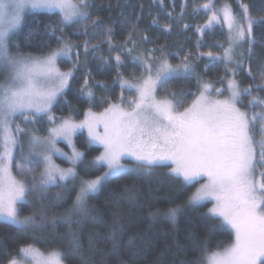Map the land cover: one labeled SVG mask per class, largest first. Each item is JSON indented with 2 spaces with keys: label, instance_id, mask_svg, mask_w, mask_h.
<instances>
[{
  "label": "snow or ice",
  "instance_id": "snow-or-ice-1",
  "mask_svg": "<svg viewBox=\"0 0 264 264\" xmlns=\"http://www.w3.org/2000/svg\"><path fill=\"white\" fill-rule=\"evenodd\" d=\"M114 7H120L119 0L114 5H97L95 0H0V221L14 226L18 235L35 242L20 245L19 259L5 249L2 255L10 257L7 264H65L69 257L77 259L79 264H109L105 256H116L115 264H139L156 244L135 236L125 243L121 214L113 211L108 222L102 215L94 214L89 200L125 176L152 177L160 167L168 168L160 179L177 182V191L188 195L183 204L163 210L157 208L149 213L150 217L162 216L175 226L185 209L212 203L202 213L209 233L228 229L234 238L222 251L209 253L207 242L201 243L189 233L186 239L194 240L191 249L176 240V251L165 245L154 264H264V99L259 96L264 92V38H258L255 33L256 27H264V16L255 18L251 6L242 0H238V11L227 2L217 8L215 0H205L193 9L194 14L202 10L207 15L206 22L197 26V32L202 38L219 28L224 40L213 47L221 51L198 52L195 56L186 53L180 57L161 45L131 55L140 44L150 42L147 36L139 41L135 39L142 14L121 11L120 23L128 32L116 44L114 28L99 16H93L94 11ZM186 7L181 5V17ZM26 10H47L58 17L44 25L42 35L47 39L37 41L35 53L19 51L20 44L13 39ZM152 23L158 24V20L154 18ZM72 25L76 26L74 35L101 37L100 41L92 43L85 39L82 43H73L63 35ZM188 27L184 25L185 29ZM171 28L168 24L162 26L164 32H170ZM57 32L61 34L56 35ZM32 35L30 32L29 37ZM52 38L57 43L55 48L51 46ZM104 45L108 46V58L97 56ZM12 46L16 52L11 51ZM27 46H33L30 39ZM197 46H203L202 39ZM257 46L261 49L259 54ZM116 49L119 52L112 57ZM125 53L130 56L129 63L141 69L139 76L135 72L131 74V80L120 72L125 67L122 59ZM89 57L99 59L105 68H116L113 83L121 88L119 102H112L107 96L97 98L85 79L80 96L89 104H107V107L99 113L89 107L79 122L71 114V105L68 116H55L53 107L65 97L71 80ZM169 57L178 62L173 64ZM204 58L208 60L205 72L223 66L225 75L218 81L222 87L198 75L194 61ZM58 62L71 63L72 67L61 70ZM254 62L256 73L251 67ZM241 72L253 83L242 86L237 79ZM87 75L90 77L91 72ZM192 79H196V91L168 90L163 97L157 95L171 80ZM98 83L107 90L108 85ZM124 91L135 92V96L126 99ZM188 96L193 99L185 107ZM246 97L250 98L247 102ZM64 103H68L66 99ZM252 108L260 111L249 112ZM45 118L49 125L46 134L41 135L39 128L29 127L43 124ZM101 125L102 133L98 130ZM82 129H87L89 145L103 148L90 160L73 141ZM61 141L71 149L70 155L57 147ZM57 155L70 167L57 165L53 161ZM125 159L130 164L123 163ZM101 169L104 171L100 175L92 176ZM201 180L204 182L200 183ZM53 188L61 191L49 200ZM191 188L194 191L189 192ZM73 190L76 195L67 209L68 214L61 215L58 221L69 226L65 234L67 251L52 249L45 255L36 247V243H44L43 236L37 234L57 223V217H50L48 209L58 207ZM123 199L138 203L135 185H125L116 203ZM166 199L172 203L171 197ZM24 206L31 207L26 215H22ZM84 219L107 230L106 234L90 233L87 248L81 234L71 227L82 224ZM101 242L111 244L108 252L99 247ZM187 251H198L199 255L176 259L179 253ZM169 253L171 261L166 259ZM96 256L100 259H95ZM0 264L4 262L0 260Z\"/></svg>",
  "mask_w": 264,
  "mask_h": 264
},
{
  "label": "trees",
  "instance_id": "trees-1",
  "mask_svg": "<svg viewBox=\"0 0 264 264\" xmlns=\"http://www.w3.org/2000/svg\"><path fill=\"white\" fill-rule=\"evenodd\" d=\"M205 0H163V4L160 0H119L120 7H114L112 9L102 8L100 11L93 13V16H99L107 24H110L114 32V43L119 44L127 36L128 29L123 28L120 21L122 19L120 13H134L142 14V19L138 26V31L135 36L136 40H140L142 36H147L149 38V43L140 44L135 52L131 55H136V53L142 52L145 49L158 48L161 45H166V51L171 53H178L180 57H183L186 53H192L195 56L198 52H219L221 49L213 47L217 42H223L224 34L219 28L215 31L207 32L202 38L197 32V26L203 25L207 20V15L204 11H199L198 14L193 13V9L203 4ZM222 2H227L231 4L232 8L238 9V0H215V6H218ZM243 3L249 4L251 14L259 19L264 16V0H242ZM97 5H108L116 4L117 0H95ZM181 5H186V10L181 17ZM171 13V17L167 15ZM135 18V15L132 16ZM158 20V24H153V19ZM57 15L50 13L48 11H32L28 12L19 28H17L13 33V39L20 44L19 51L21 52H37L35 47L37 41L41 39H47L43 36V29L45 24H49L57 20ZM37 21L39 23H37ZM168 24L172 25L170 32H164L162 26ZM184 25H189L187 29ZM75 25H72L65 29L63 35L66 39L71 40L73 43H82L85 39H90L92 43H97L100 41L101 37H84L81 35H74L73 29ZM32 32L33 35L29 37V33ZM255 33L258 38H264V27H256ZM61 33L57 32L56 35ZM31 40L32 47L27 46L28 40ZM203 41V46L198 47V40ZM51 46L55 48L57 46L55 38L51 39ZM131 46V45H129ZM12 52H16L17 49L12 46ZM257 53H261V49L257 46ZM119 52V49L114 50L111 55L114 57ZM97 56H103L105 58L109 57L108 46L104 45L102 50L97 53ZM83 55H81V61H83ZM122 59L125 61V67L120 69L123 73L125 79H132V73L135 72L139 76L141 69L135 64L129 63L130 56L125 53L122 55ZM172 63H177L178 60L174 57H169ZM75 57H73V62ZM197 73L200 77L207 79L211 82H216L220 84L219 78L225 75L223 66L214 67L210 71L205 72V65L208 63L206 58L194 61ZM61 68L72 67L71 63L68 62H58ZM114 64V60H113ZM248 61L245 58V65L247 66ZM253 73L257 71L256 63L251 65ZM91 72L89 77L87 74ZM116 68L113 66L110 69L101 66L99 59H93L89 57L86 64H82L80 70L76 72L75 78L70 82V88L66 91L65 97L61 98L60 103L55 105L52 109V113L57 117L68 116L70 114L69 105L72 108V115L74 119L80 118L83 113L92 107V110H100L105 108L107 104H89L86 99L80 96V88L84 84V80L88 79L90 89L95 93L96 97L107 96L114 102L118 100L121 94V88L119 84H114L113 81L116 77ZM1 79V77H0ZM237 79L241 81L242 86H248L253 83L245 73L241 72ZM98 82H103L108 85L107 90L100 88ZM257 79L256 83H259ZM196 79L190 81L184 80H171L165 86V89L160 90L158 93L166 94L168 90H191L196 91ZM256 94V93H254ZM134 96V92L124 91V97L131 98ZM259 96L264 99V92H260ZM68 103H64V100ZM193 97L188 96L184 106H187ZM250 99L245 98V102ZM249 112H258L259 108L248 109ZM78 113V114H77ZM19 123V119L17 120ZM22 127L24 125H21ZM40 129V134L48 127L47 120L43 124H37L35 126ZM77 149L84 151L86 153V159H92L93 157L99 155L101 149L96 145H89L84 133L78 132L73 137ZM64 149L67 147L64 143H59ZM56 161L62 165H67L68 162L61 157H56ZM81 175H84L81 169H78ZM15 168H13V173L15 174ZM104 169L98 172H94L92 176L100 175ZM168 171L167 167H160L155 169V175L152 177L138 178L135 175L125 176L120 181H115L108 185L98 196L90 198L89 204L94 206V214L102 215L106 221H111V213L113 211H118L121 214V221L125 226L124 242L131 236L144 238L145 240H151L156 247L151 249L139 264H154L159 258L160 251L168 245L171 247L172 251H176L175 241L178 240L180 244L184 245L185 248L191 249L194 240L186 239L189 233L193 234L195 240L201 243L207 242V250L209 253L221 250L227 247L233 239V234L230 230L225 229L221 231H215L209 233L206 223L202 217V213L206 212L211 203H206L202 207L195 209H185L182 214H179L178 223L174 226L170 221L162 218V216L150 217L149 213L153 212L155 209H167L169 207L175 206L177 204H183L187 198L188 193H179L177 191L179 185L177 182L170 181L165 178L163 181L160 179L161 174ZM128 185L131 187L135 185V191L138 193L139 199L138 203L131 204L127 199H123L120 203H116V200L120 198L121 194L124 193V186ZM79 185H77L78 189ZM71 188V184H69ZM57 191H61L59 188H53L49 192V200H51ZM189 192L194 191V188L188 190ZM113 192L116 196H113ZM76 191L73 190L66 195V199L58 207L49 208V216L55 215L57 217V223L50 224L43 233H38L37 235H42L44 238V243H36V247L42 251H50L52 249H61L67 251L68 239L66 237V232L68 230V225L59 223V217L61 215H67V209H69L75 199ZM167 197L172 198V203L169 204ZM39 207V205H36ZM31 211L30 206H24L22 215H26ZM210 223H216L212 221ZM73 230L78 231L81 234V240L87 248V240L90 233H95L97 231L107 233L106 229L99 228L97 225L93 224L90 220L84 219L82 224L71 226ZM175 228V232L173 230ZM166 233H173V235L168 236ZM27 243H35L24 236L18 235V230L3 221H0V260L4 264L10 259V257L3 256V251L6 249L12 253V255L18 254V249L20 245ZM99 247L103 248L105 252H108L111 248V244L107 242H101ZM123 249L121 250V255H123ZM199 255L198 251H187L186 253L181 252L177 255L176 259H192ZM95 259H100L96 256ZM109 264H115L117 259L116 256H105ZM171 261V253L166 257ZM65 264H79V261L75 258L69 257L65 260Z\"/></svg>",
  "mask_w": 264,
  "mask_h": 264
},
{
  "label": "rangeland",
  "instance_id": "rangeland-1",
  "mask_svg": "<svg viewBox=\"0 0 264 264\" xmlns=\"http://www.w3.org/2000/svg\"><path fill=\"white\" fill-rule=\"evenodd\" d=\"M224 3H226V2H222V3H220L218 6H216L217 8H219V7H221ZM32 11H47V10H26V12H25V15L28 13V12H32ZM210 14V13H209ZM131 47V46H130ZM137 54V53H136ZM174 64V63H173ZM60 67V66H59ZM60 69L61 70H67V69H69V68H61L60 67ZM1 79H2V77H1ZM204 79V78H203ZM205 81H208L207 79H204ZM216 87H222V85L221 84H216ZM157 95H158V97H163V96H165L166 94H162V93H157ZM213 95H215V93H213ZM134 96H135V92H134ZM224 96H227V92H225L224 93ZM221 98H223V97H221ZM114 102H119V100H116V101H114ZM126 107H127V105H125ZM105 107H107V106H105ZM186 107V106H185ZM104 110V108L103 109H100V110H93L94 112H97V113H99V112H102ZM181 110H182V108H181ZM84 119V115H82L80 118H76L75 120L77 121V122H79V121H81V120H83ZM48 127H49V125H48ZM101 133L103 132V126L101 125L100 126V128L98 129ZM78 132H82V133H84V135H85V138L86 139H88V133H87V129H82V130H79ZM77 132V133H78ZM43 134H46L45 133V130L41 133V135H43ZM73 141H74V139H73ZM59 143H64L65 145H66V147H67V150L66 149H64ZM75 143V142H74ZM93 145H96V146H99V145H97V144H93ZM57 147L58 148H60L63 152H65V153H68L69 155L71 154V149L67 146V144L65 143V142H63V141H61V142H58L57 143ZM100 147V149H101V151H100V153L103 151V148L101 147V146H99ZM79 150V149H78ZM99 153V154H100ZM56 157H61V156H59V155H57V156H54L53 157V161L57 164V165H59L60 167H63V168H67V167H70V165L69 164H67V165H62V164H60V163H58L57 161H56ZM61 158H63V157H61ZM123 163H125V164H130V161L129 160H127V159H125L124 161H123ZM204 181L203 180H201L200 181V183H203ZM199 185L197 184L196 185V187H198ZM212 207V203L210 204V206H209V208H211ZM234 238V237H233ZM223 249H221V250H218V251H222ZM42 251V250H41ZM45 255H47L48 254V252L49 251H42ZM15 256H17V258L19 259L20 257H19V255L17 254V255H15ZM5 264H7V262L5 263Z\"/></svg>",
  "mask_w": 264,
  "mask_h": 264
}]
</instances>
